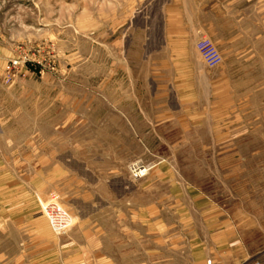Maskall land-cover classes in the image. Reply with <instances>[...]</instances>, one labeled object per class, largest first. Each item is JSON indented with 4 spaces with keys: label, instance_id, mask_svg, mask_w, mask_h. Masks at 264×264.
Here are the masks:
<instances>
[{
    "label": "rangeland",
    "instance_id": "374dc122",
    "mask_svg": "<svg viewBox=\"0 0 264 264\" xmlns=\"http://www.w3.org/2000/svg\"><path fill=\"white\" fill-rule=\"evenodd\" d=\"M208 1L212 69L164 0H0V264H264V0Z\"/></svg>",
    "mask_w": 264,
    "mask_h": 264
},
{
    "label": "crops",
    "instance_id": "0c3cea01",
    "mask_svg": "<svg viewBox=\"0 0 264 264\" xmlns=\"http://www.w3.org/2000/svg\"><path fill=\"white\" fill-rule=\"evenodd\" d=\"M206 1L208 0L204 2L198 0H164L161 5L162 27L159 31V37L161 36L159 40L168 51H185L186 48L183 49L182 45H190L196 48V43L201 36L211 37L214 35L211 30H207L211 28L213 22L206 24L207 17L205 16L207 14L201 11L202 7L199 5L200 3H207ZM208 2L211 3L210 0ZM146 32L148 37L154 35L153 29H147Z\"/></svg>",
    "mask_w": 264,
    "mask_h": 264
},
{
    "label": "built area",
    "instance_id": "2783aa9c",
    "mask_svg": "<svg viewBox=\"0 0 264 264\" xmlns=\"http://www.w3.org/2000/svg\"><path fill=\"white\" fill-rule=\"evenodd\" d=\"M196 51L204 65L209 69L215 68L221 62V56L208 39H200L196 43ZM46 212L51 221L55 223L53 225L57 229L62 228L68 221L65 214L59 208L51 206L48 207Z\"/></svg>",
    "mask_w": 264,
    "mask_h": 264
},
{
    "label": "bare ground",
    "instance_id": "6f19581e",
    "mask_svg": "<svg viewBox=\"0 0 264 264\" xmlns=\"http://www.w3.org/2000/svg\"><path fill=\"white\" fill-rule=\"evenodd\" d=\"M144 173V171H139V175H142Z\"/></svg>",
    "mask_w": 264,
    "mask_h": 264
}]
</instances>
